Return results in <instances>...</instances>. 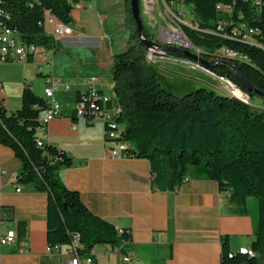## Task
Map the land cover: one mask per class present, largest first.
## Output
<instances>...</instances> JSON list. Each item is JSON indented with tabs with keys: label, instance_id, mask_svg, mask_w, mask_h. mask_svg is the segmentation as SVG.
I'll use <instances>...</instances> for the list:
<instances>
[{
	"label": "trees",
	"instance_id": "16d2710c",
	"mask_svg": "<svg viewBox=\"0 0 264 264\" xmlns=\"http://www.w3.org/2000/svg\"><path fill=\"white\" fill-rule=\"evenodd\" d=\"M82 1L0 0V28L18 33L25 44L55 50L57 42L42 23L50 15L72 26L73 10ZM172 1L175 0H165L168 5ZM125 2L128 43L126 49L115 52L113 57L115 107L121 111L117 120L120 135L115 139L105 136L106 143L126 142L132 146L131 151L127 150L132 158L147 160L155 192L175 191L183 185L185 177L194 175L217 182L237 206L239 215L247 213L248 199L255 198L258 218L252 244L254 256L231 251L228 239L224 238L221 264H262L264 98L250 93L240 80L264 93V0L260 8L244 0H182L192 13L191 28L184 27L185 34L203 52L205 61L213 59L207 61L205 70L228 77L234 86L248 94L246 103L204 86L191 89L183 97L165 86L158 70L147 62L148 50L136 35L130 0ZM219 5L231 7V12L223 14ZM242 26L255 30L250 42L241 38ZM143 34L153 40L145 25ZM224 50L236 52L239 58H229ZM166 54L173 59L184 57ZM224 59L233 60L234 67ZM28 63L33 61L30 59ZM87 94L88 90L77 94L74 118L79 105H88ZM21 98V108L9 112L5 98L0 97V143L11 149L20 162L19 182L33 184L48 195V246L70 245L78 237L83 245L81 254L98 245L119 248L125 253L132 241L131 230L122 229L119 233L114 224L93 214L77 191L65 186L59 172L73 165L65 151L50 144L38 146L41 114L47 108L45 98L36 95L27 82ZM254 100L261 104L254 105ZM105 131L107 135L109 125H105Z\"/></svg>",
	"mask_w": 264,
	"mask_h": 264
},
{
	"label": "crops",
	"instance_id": "0c3cea01",
	"mask_svg": "<svg viewBox=\"0 0 264 264\" xmlns=\"http://www.w3.org/2000/svg\"><path fill=\"white\" fill-rule=\"evenodd\" d=\"M142 1L154 16L147 29L152 32V39L165 42L162 29L168 24L165 17L168 5L163 0ZM96 6L93 0H83L74 8L72 35L56 39L57 49L45 51L53 64L44 67L43 91L37 92L32 85L34 93L40 97H44L49 75L70 85L69 91L62 89L57 94L63 106L62 116L51 122L45 133H38L45 144L65 151L73 160L70 168L60 170L62 182L79 193L93 214L114 224L119 233L122 229L131 230L132 241L126 251L134 253L139 264H221L224 238L228 239L233 252L252 249L258 208L251 198L247 202V213L239 215L237 206L221 191L217 182L194 175L189 183L175 191L155 192L151 185L153 173L147 160L112 159L107 150L103 122L89 125L74 118L77 94L90 89L92 79H95L93 86L102 94H110L114 54L126 49L128 43L127 39L121 46H116L108 31L117 25L116 17L109 11L110 5ZM186 7L183 2H177L174 10L183 13L184 18ZM111 17L114 23L108 25L107 20ZM157 54L158 63L154 66L166 86L174 92L176 89L168 84L166 75L186 77L197 87L220 89L217 75L211 76L190 65H202L207 69L202 62L185 58V64H182L167 54ZM184 67L199 71L200 76L183 73ZM0 83L4 87V83ZM12 102L17 107L11 110ZM21 105V96L11 100L5 92V106L9 112L18 110ZM19 174V160L11 149L0 143L4 228L17 232L16 244L2 249L1 263L68 264L62 254L47 253V193L38 191L33 184L20 183ZM18 188H21L20 193ZM93 251L95 264H121V256L110 246L98 245ZM86 258L83 254L80 264H86Z\"/></svg>",
	"mask_w": 264,
	"mask_h": 264
},
{
	"label": "built area",
	"instance_id": "2783aa9c",
	"mask_svg": "<svg viewBox=\"0 0 264 264\" xmlns=\"http://www.w3.org/2000/svg\"><path fill=\"white\" fill-rule=\"evenodd\" d=\"M165 2V0H163ZM250 2L256 8L262 6L263 0H244ZM179 2V0L172 1L168 5L167 11L165 12V17L168 21V26L162 29V35H172V42H163L165 45L170 47L182 48L190 51L193 44L187 37L184 31V27H190L183 18V13L174 10V6ZM218 10L223 14L230 13L231 7L219 5ZM48 35L53 37L55 40L62 37H69L73 33V28L70 25L58 21L56 18L48 15L44 22L42 23ZM191 28V27H190ZM243 31L241 32V38L248 42L251 41L252 35L255 33L254 29L242 26ZM158 50V49H157ZM46 49L33 44H25L21 36L8 28H0V60L2 62H29L31 59L33 63L37 66V72L39 75L44 77V67L53 64L52 59H50L45 54ZM160 51V50H158ZM194 51V50H193ZM163 52V51H160ZM191 52V51H190ZM167 53V52H165ZM194 54V52H192ZM239 58V56H233V60ZM181 61L185 64V57L182 59H174ZM193 68H197L211 76V74L202 68V65H192ZM216 79L220 83L221 89L231 88V91H236L243 98H249L247 94L243 93L242 90L233 87V83L228 77L216 76ZM47 87L44 92V98L47 103V108L41 114L40 122L42 127L39 132H46L47 126L54 120L60 118L63 113V106L57 97V94L64 89L65 91L70 90V85L65 84L63 81L55 80L51 78V75L47 76ZM95 79L90 82V89H88L89 94L85 97L88 100V105L81 104L76 110V119L83 120L89 125H94L97 122H103L104 125H109L110 131H105V136L110 139H115L120 135L119 127L117 125L118 111L115 110V102H117L116 96H114V88H111L110 94H102L97 88L93 86ZM0 97L5 98V91L3 85L0 83ZM249 100V99H248ZM87 106V107H86ZM74 129H76L74 127ZM107 150L109 156L112 159H120L123 157H130L127 150L131 151L132 146L128 143H116L107 142ZM45 143L43 138L39 137L38 146L44 147ZM191 176L184 178L183 184L189 183ZM18 193L21 192V188H18ZM6 220L3 213V201L0 195V264L2 249L9 246H14L17 240V232L11 229H5ZM121 232V231H120ZM83 245L81 244L78 237H76L70 245H54L47 247L48 254H62L67 260L68 264H80V259L83 254ZM115 251L121 256V264H139L137 257L131 251H126L121 253L119 248H115ZM240 252L245 253V255L253 256L252 249H240ZM95 252L92 250L86 253V264L94 263Z\"/></svg>",
	"mask_w": 264,
	"mask_h": 264
},
{
	"label": "rangeland",
	"instance_id": "374dc122",
	"mask_svg": "<svg viewBox=\"0 0 264 264\" xmlns=\"http://www.w3.org/2000/svg\"><path fill=\"white\" fill-rule=\"evenodd\" d=\"M96 2V7L101 8L104 7L103 5L108 4L110 5L112 15L116 20V26L115 29L110 30L108 28V31H110L112 38L115 42L116 46H121L125 40L128 39V28L126 27V19L128 18V13L126 12V8L124 7L125 0H93ZM141 7V18L143 21V24L148 29L149 27V21L154 20V16L147 11L145 8V5H143V1L140 2ZM163 11V10H162ZM185 11V17L184 20L187 24L191 25L192 22V13H190L189 8H184ZM164 15V14H163ZM113 18H109L107 20V23H114ZM168 26V24H165ZM159 24L156 25V28H158ZM109 27V26H108ZM150 30V29H149ZM194 50V51H193ZM191 52H194L196 56H201L203 58V52L195 48L194 46L190 50ZM207 61L211 62L213 59H207ZM183 73L189 75L188 73L195 74L200 76L199 71L192 70L190 67H184L182 69ZM208 78V77H207ZM166 79L168 81V84L174 87L176 90V95L183 97L186 95L188 91H191V89H195L197 86L192 83L188 78L183 76H175V75H166ZM210 80V77L208 78ZM0 81L4 83V89L6 94L10 97L11 100L18 98L21 96V91L24 85V82H28L31 85L34 84V87L37 92L41 93L43 91V81L41 76L38 75L37 72V66L34 63H28V62H1L0 63ZM164 85L166 86V82L163 81ZM233 87H236L233 85ZM237 88V87H236ZM225 91L229 92L230 94L238 96L241 100H247L242 97V95H239L236 91H231V88H223ZM238 89V88H237ZM220 92V89H219ZM248 95V94H247ZM258 99V98H257ZM254 105H259L261 102L259 100L253 101ZM15 105H10V109H15ZM251 202H254L258 208V201L255 198H251ZM250 249V248H249ZM262 264H264V260L262 261Z\"/></svg>",
	"mask_w": 264,
	"mask_h": 264
},
{
	"label": "water",
	"instance_id": "95a60500",
	"mask_svg": "<svg viewBox=\"0 0 264 264\" xmlns=\"http://www.w3.org/2000/svg\"><path fill=\"white\" fill-rule=\"evenodd\" d=\"M140 2L141 0H130V8H131V13H132V17L136 22V35L138 37V39L142 42V44L145 46V48L147 50L149 49H158L160 51L163 52H167V53H173V54H179L181 56H184L186 58H192L197 60L198 57L193 54L190 51H187L185 49L182 48H177V47H170L165 45L162 42H157L154 40H148L144 37V24L141 18V7H140ZM196 48V47H195ZM200 62H202L204 65H207V61H205L203 58L199 59ZM224 62H226L227 64H230L234 67V62L233 60H223ZM236 73V72H235ZM241 84L246 87V89L250 92V93H254L256 96L260 97V98H264V93L258 91L253 85H251L248 81L246 80H240ZM232 98L240 100L244 103H246L248 101L249 98H247V100H241L240 98H237L235 96H233Z\"/></svg>",
	"mask_w": 264,
	"mask_h": 264
},
{
	"label": "bare ground",
	"instance_id": "6f19581e",
	"mask_svg": "<svg viewBox=\"0 0 264 264\" xmlns=\"http://www.w3.org/2000/svg\"><path fill=\"white\" fill-rule=\"evenodd\" d=\"M179 2H182V0H179ZM165 42H172V35H165ZM157 52L158 54L162 55V56H166V53L165 52H160L158 51L157 49H149L148 50V53H147V62L154 65V64H157L158 63V57L155 56V53ZM224 53L231 59H233V56H238V54L236 52H233V51H229V50H224ZM157 54V55H158ZM198 57V61H200L199 59H201L199 56ZM186 58V57H185ZM190 59V58H188ZM203 68V67H202ZM220 90L228 95H231L232 97L235 96L237 97L236 95H233V94H230L229 92L225 91L224 89H221L220 87ZM114 96H116V94L114 93ZM115 110L118 111V115H120L121 111L115 107ZM241 254H245V253H242L240 252ZM254 256V255H253Z\"/></svg>",
	"mask_w": 264,
	"mask_h": 264
}]
</instances>
